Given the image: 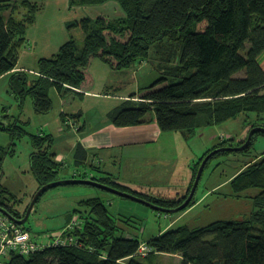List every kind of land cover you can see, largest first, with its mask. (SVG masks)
I'll list each match as a JSON object with an SVG mask.
<instances>
[{
    "label": "trees",
    "instance_id": "trees-1",
    "mask_svg": "<svg viewBox=\"0 0 264 264\" xmlns=\"http://www.w3.org/2000/svg\"><path fill=\"white\" fill-rule=\"evenodd\" d=\"M106 1L69 0V5ZM114 1L123 14L115 18L99 14L95 18L84 16L68 21V29L78 27L83 32L82 43L70 36L56 53L37 60L36 76L23 70L11 76L9 90L15 96L19 115L11 118L4 114L3 118L12 120L6 125L0 122V130L10 135L9 144L0 145V176L5 157L13 153L17 140L27 135L32 147L30 170L38 188L63 179L59 176L63 163L52 150L53 136L45 132L29 133L20 114L27 97L31 98L36 113L50 112L51 87L65 104L83 98L94 86L89 69L94 58L115 71L130 68L138 61L154 60L161 73L138 100H126L105 115V121L114 126L148 123L154 115L161 131H181L187 140L202 127L240 115H244L247 132L254 126H264V68L258 59L264 51V0ZM43 8L41 0H0V76L16 66L20 49L27 41V28L34 24ZM260 133L253 134L247 148L232 152L248 155ZM209 150L194 162L189 187L182 195L154 197L132 192L163 207L178 206L187 197ZM87 152L78 141L75 164H82ZM90 167L99 171L94 165ZM242 168L229 180V185L232 196L252 199V209L243 218L216 219L192 228L178 226L140 241L125 232L121 220L109 212L103 197L93 196L79 200L68 214L69 220L73 215L77 219L65 231L73 235L74 242L47 246L28 256L12 253L5 264H146L144 260L153 262L161 253L177 254L179 264H264V152ZM105 177L91 176L128 190L109 175ZM6 191L0 188V192ZM194 203L193 196L186 208ZM0 205L18 218L27 209L19 210L14 203L4 200L2 194ZM141 242L149 246L142 256L138 252Z\"/></svg>",
    "mask_w": 264,
    "mask_h": 264
},
{
    "label": "rangeland",
    "instance_id": "rangeland-1",
    "mask_svg": "<svg viewBox=\"0 0 264 264\" xmlns=\"http://www.w3.org/2000/svg\"><path fill=\"white\" fill-rule=\"evenodd\" d=\"M73 12L76 13L75 16L77 18H80L82 15L95 18L99 14L115 18L123 14L119 4L114 0H108L99 4L82 5L77 10H72L71 13ZM69 31L79 43L82 42L83 32L80 28L73 27ZM149 74H152V77L147 79ZM156 75V71L148 64L140 68L137 80L140 84H146ZM130 84L135 86V81H132ZM103 103H100V106ZM5 104L7 105V112L10 114V117L19 115L17 103ZM22 114L23 110L20 118ZM34 114L31 117H25L23 115V119L27 120L25 124L26 130L34 134L47 131L44 123L40 120V117H43L42 114H35L37 117H34ZM244 119V115H240L237 118L229 119L220 124L202 127L188 140L183 139L181 131L167 132L165 138H162V143L167 144V147L169 146L171 153H168L169 149H167V153H161L167 161L166 166L161 164L159 167L162 169H174L176 173L171 176L170 181L167 176L166 180H164L165 185L161 181L155 182L153 178L146 177L144 179L145 181L140 183L142 184L139 185L141 186L140 188H143L144 192L150 196H175V185L177 182H181L184 176L189 175L185 172L188 170L186 163L184 164L185 156L190 153H195L197 160L199 156L209 149V152L215 149L224 150L225 148L235 147L238 143H242L246 140L248 133V127L245 125ZM2 121L7 124L6 119H2ZM50 126H53L51 131L56 139L55 143L53 142L54 147L59 148V152H62L61 147L66 145V143L69 144L72 142L75 136L73 134L69 135L68 132L59 133L56 131V125ZM2 142L5 146L9 144L10 135L7 131L0 130V143ZM31 149L32 147L27 135L17 140L13 153L7 154L5 157L2 174L0 176V188L4 187L9 191L0 192V194H2L4 200H9L10 203H14L13 206L19 208L21 211L27 208L34 193L38 189L37 180L30 170L29 154ZM223 150H221L222 152L218 151L216 153L230 151ZM251 150V152H248V155L236 154L230 151L227 154L213 157L215 153L204 166L194 194L195 203L178 212H161L144 203L118 196L108 191L104 192L105 190L97 189L90 185L66 184L46 190L35 203L24 225L29 228L31 235L36 240L47 243L50 238L44 235H52L58 231H62L69 224L70 220L75 217L73 215L69 220L68 214L78 206L79 200L93 197L97 194L105 199L109 212L115 218L121 220L119 223L125 228V232L132 237L138 238L140 241H145L152 236L178 226L185 225L192 228L216 219L243 218L252 209V199L232 196L229 180L243 169L242 166L248 160L264 152L263 133L255 137ZM182 153L184 154L182 155ZM140 163L144 162L138 161L136 163L135 160L131 161L132 168L137 167ZM150 164L153 165L152 162ZM83 169L84 167L79 168L80 171H84ZM73 171L74 169L71 164L65 165L59 173V176L63 177V179L82 178L81 176H74ZM159 180H161V177H159ZM95 191L97 194H95ZM253 191H256V189ZM183 193L178 195H182ZM144 262L146 264H179L180 258L177 254L161 253L154 257L153 262H149L148 260H144Z\"/></svg>",
    "mask_w": 264,
    "mask_h": 264
},
{
    "label": "crops",
    "instance_id": "crops-1",
    "mask_svg": "<svg viewBox=\"0 0 264 264\" xmlns=\"http://www.w3.org/2000/svg\"><path fill=\"white\" fill-rule=\"evenodd\" d=\"M41 1L44 3V8L37 14L34 24L27 28V41L20 49L16 66L0 76V122L3 123L2 119L5 118L2 116L4 114L10 116L5 103H17L14 94L9 90L11 76L22 70L30 73L32 77L36 76L37 60L56 53L60 46L72 36L66 25L68 21L77 19L76 13H71L72 10L81 7H70L69 0ZM84 16L87 15L80 17ZM258 59L264 68V51ZM148 64L156 71L157 75L148 83L140 84L137 80L140 68ZM156 64V61L147 59L136 62L130 68L115 71L99 58H94L89 68L95 79L94 86L85 92L83 98L77 97L71 104H65L54 87L49 89L52 109L40 117L47 129V131L44 130L45 133L53 136L54 143L56 139L51 131L53 126L50 125H56V131L59 133L68 132L69 135L75 136L72 142L61 147L62 152H59V148L57 149L53 144L52 150L56 154L55 158L64 162L63 168L64 164H71L74 171L84 167V172L89 171L99 177L110 174L109 176L118 185L145 194L147 193L139 185H142L140 183L145 181L146 177L153 178L155 182L161 181L163 185H165L164 180L167 176L170 181L171 176L176 173L175 170L159 167L161 164L166 166L167 160L163 158V154L167 153V149H169L168 153H171L169 146L162 143V138H165L167 132L160 130L154 115H151L152 119L148 123L125 127H117L105 121V115L110 110L126 100H138L147 87L161 76ZM150 77L152 74H149L147 79ZM132 81H135V86L130 84ZM102 102L104 103L100 106ZM23 107L25 109L23 108L20 118L23 122L27 121L23 119V115L31 117L34 113L38 114L33 110L30 97L25 99ZM35 114L34 117H37ZM6 120L7 123L10 122L9 119ZM4 124L6 125V123ZM183 139L187 140L184 137ZM78 141L88 150L87 157L82 164L74 162V150ZM0 145L5 146L3 142ZM134 160L136 163L138 161L144 163L132 168L131 161ZM184 161L188 168L185 172L189 175L184 176L183 180L175 185L177 195L183 193L188 187L196 154L186 155ZM191 161H193L192 164ZM91 165L98 167L99 171L90 167Z\"/></svg>",
    "mask_w": 264,
    "mask_h": 264
},
{
    "label": "water",
    "instance_id": "water-1",
    "mask_svg": "<svg viewBox=\"0 0 264 264\" xmlns=\"http://www.w3.org/2000/svg\"><path fill=\"white\" fill-rule=\"evenodd\" d=\"M256 132H262L264 133V126H254L252 127L248 134H247V137H246V140L244 141V143H242L241 145H238V146H235V147H231V148H228V149H215L213 151H210L204 158L203 160L201 161L199 167H198V170H197V173H196V176L194 178V181H193V184L191 186V189L187 195V197L183 200V202L181 204H179L178 206L176 207H163V206H160L158 204H155L154 202H151L149 200H146L132 192H128V191H124V190H121L119 188H116L114 186H111V185H108V184H105L101 181H98L96 179H93V178H81V179H75V178H70V179H59V180H56V181H52L50 183H47V184H44L42 185L41 187H39L37 189V191L34 193L33 197H32V200L31 202L29 203L26 211H25V214L22 218H18V217H15L12 213H10L5 207L1 206L0 205V213L8 216L12 221L16 222L17 224L19 225H24L26 223V221L28 220L29 218V215L31 213V211L33 210V207L35 205V203L38 201L39 197L48 189L52 188V187H56V186H59V185H66V184H84V185H90V186H93V187H96V188H99V189H103L105 191H108V192H111L113 194H116V195H119V196H122V197H126V198H129V199H132L134 201H137V202H141V203H144L145 205H148L150 207H152L153 209H156L158 211H161V212H167V213H171V212H178L182 209H184L188 204L189 202L192 200L194 194H195V191H196V188L198 186V183H199V180L201 178V174L203 172V169H204V166L206 164V162L218 151L220 150H230V151H241V150H244L245 148H247L250 144V141H251V138L253 136V134H255Z\"/></svg>",
    "mask_w": 264,
    "mask_h": 264
},
{
    "label": "built area",
    "instance_id": "built-area-1",
    "mask_svg": "<svg viewBox=\"0 0 264 264\" xmlns=\"http://www.w3.org/2000/svg\"><path fill=\"white\" fill-rule=\"evenodd\" d=\"M64 163V162H62ZM66 164H64L65 166ZM75 170L74 176H81L82 178H91L92 174L89 172ZM77 219L74 217L72 221L62 230L52 235L46 234L44 236L50 238L47 243L38 241L31 235V232L25 229L22 225L12 221L8 216L0 213V264H5L12 253H18L28 256L34 251L43 249L51 245H69L74 242V237L65 233L67 229L72 228ZM149 251V246L146 242H141L138 252L145 255Z\"/></svg>",
    "mask_w": 264,
    "mask_h": 264
},
{
    "label": "bare ground",
    "instance_id": "bare-ground-1",
    "mask_svg": "<svg viewBox=\"0 0 264 264\" xmlns=\"http://www.w3.org/2000/svg\"><path fill=\"white\" fill-rule=\"evenodd\" d=\"M221 151V150H220ZM222 152V151H221ZM211 159V158H210ZM209 161V160H208ZM89 172V171H88ZM110 175V174H109ZM68 176H70V175H68ZM74 177V176H73ZM78 177V176H77ZM106 178V177H105ZM193 183V182H192ZM191 185V184H190ZM114 186V185H113ZM122 186V185H121ZM179 186V185H178ZM120 186H118L117 188H119ZM123 187V188H122ZM121 188L122 189H126L127 187H125L124 188V186H122ZM180 187V186H179ZM183 187H185V186H183ZM188 187H189V185H188ZM187 187V188H188ZM181 188V187H180ZM97 189H99V188H97ZM150 189V188H149ZM128 190H130V189H128ZM128 190H126V191H128ZM189 190V189H188ZM134 191V190H133ZM151 191V190H150ZM187 191V190H186ZM103 192V191H102ZM104 192H106V191H104ZM130 192H132V190L130 191ZM111 193V192H110ZM133 193V192H132ZM135 193H137V192H135ZM95 194H97V192L95 191ZM108 194V193H107ZM136 195H139V194H136ZM177 195V194H176ZM185 195V194H184ZM98 196V194L96 195V197ZM109 196H111V195H109ZM116 196V195H115ZM119 196V195H118ZM143 195H141V197H142ZM147 196V195H146ZM149 196V195H148ZM99 197V196H98ZM105 197V196H104ZM114 197V196H113ZM154 197H156V196H154ZM184 197V196H183ZM109 199V198H108ZM147 200H148V198H147ZM4 203H2V205H3ZM104 205H106V204H104ZM186 208V207H185ZM108 209V208H107ZM81 220V219H80ZM73 236V235H72ZM75 241V240H74ZM71 243V242H70ZM75 244V243H74ZM73 244V245H74ZM76 245H78V244H76ZM139 250V249H138ZM148 252V251H147ZM141 255V254H140ZM146 255V254H145ZM142 256V255H141ZM145 257V256H144Z\"/></svg>",
    "mask_w": 264,
    "mask_h": 264
}]
</instances>
